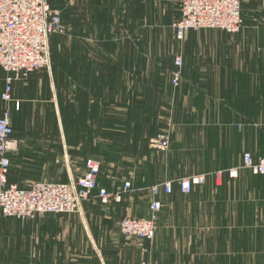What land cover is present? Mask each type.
<instances>
[{"label": "rangeland", "instance_id": "374dc122", "mask_svg": "<svg viewBox=\"0 0 264 264\" xmlns=\"http://www.w3.org/2000/svg\"><path fill=\"white\" fill-rule=\"evenodd\" d=\"M48 1L51 8L59 12L65 31L49 38L50 65L26 78H18L20 84L17 87L15 84L14 89L12 86L11 101L3 100L4 110H10L13 136L17 141L13 153L19 152L18 137L22 135L21 126L25 121L20 109L23 104H52L57 100L63 108L60 118H67L69 123L64 125V131L59 132L57 124L52 122L53 118H59L54 109L33 114L39 132L31 138L32 146L42 147L43 154L40 156L39 151L31 150L29 158L11 159L9 178L19 187L35 181H75L84 174L86 160L94 157L101 163L98 184L106 187L110 197L107 202L97 198L91 201L92 205L84 203L81 211L76 213L36 214L23 219L6 217L0 211V264H101L98 253L106 260L109 258L112 264H138L142 260L154 264H264V202L257 205L259 226L256 230L261 235L257 244L254 237L249 236L246 242L241 235L232 234V230L240 226L239 206L230 205L228 213L232 218L236 216L235 223L231 219L230 227L217 231L222 235L224 230H230L232 237L214 240L217 253H199L195 261H190L186 254L172 253L170 247L165 248L169 246L167 243H158L155 237L149 240L122 236L118 228L115 240L104 238L100 245L96 241L98 237L93 236L95 243L87 237L84 224L92 228L99 223L100 216L103 217L101 221L110 226H117L124 215L148 216L153 203L151 195L155 198L153 201H160L156 197L166 193L163 190L153 195L155 185L169 181L179 185V180L184 177L211 174L217 169L229 172L242 153L249 151L251 140L256 141L255 152L263 154L264 135H258L257 131H263L264 124H258L256 128L251 123L264 122V94L218 95L225 100L222 103L226 106L222 109L226 117H233L231 120L236 121L235 124L196 125L191 122L193 104L185 101L186 96L178 91L182 79L177 87L173 83L174 69L172 74L166 68L157 69L159 75L154 72V77L138 67L128 73V55L134 61H142L144 55L155 54L151 49L156 48L160 57L168 56L167 62H174L177 56H181L176 55L175 44L184 40L187 34L179 39L173 31V23L180 17L181 0H129L128 3L121 0L128 5L126 12L121 9L118 20L116 15L113 19L108 15L110 21H115L113 28L116 30L102 29L105 28V25L101 28L102 24L97 27L101 15L91 11L95 9V0ZM241 7L247 11L250 20H255L256 12L262 8L257 6V0H242ZM256 35H252L253 40L257 39ZM155 39L158 43L154 46ZM111 53H116L119 58L118 68L117 62L109 61ZM257 53L264 55V48ZM100 68L103 73L97 74L98 86L105 91L103 124L85 126L82 120L89 118L86 109L91 98L89 91L94 89L97 79L93 73L88 77L86 71L96 72ZM52 72L55 76L54 94L49 83ZM220 103L216 102L218 111ZM81 106L83 110L80 111ZM160 135L169 138L166 145L160 141L156 143ZM243 136L247 138L244 144L240 140ZM34 139H37L35 143ZM23 165H36L34 168L43 165L46 167L40 169L47 171L19 173ZM219 173L222 171L216 176ZM246 174L244 172L241 177L237 174L239 176L235 178L244 181ZM212 175L208 181H214ZM127 182L131 186L125 188ZM161 202L159 210L172 204L163 199ZM249 209L255 211L256 206ZM159 210L157 232L163 223L159 220L162 212ZM195 245L202 249L209 244L200 239Z\"/></svg>", "mask_w": 264, "mask_h": 264}, {"label": "crops", "instance_id": "0c3cea01", "mask_svg": "<svg viewBox=\"0 0 264 264\" xmlns=\"http://www.w3.org/2000/svg\"><path fill=\"white\" fill-rule=\"evenodd\" d=\"M122 1L127 3L129 2V0ZM122 1L95 0V5H93L95 9H91V11H95V13L101 15V20L97 21V25L100 24L97 26L98 28H100L102 24L101 28L103 27V25H105V28L102 29L116 30L115 28H113L115 21H110L108 15H111L112 19L113 15H116V18L118 20V15L121 14V9L125 13L126 8H128L127 3H123ZM257 6H261L262 8L256 12L255 20H250L249 17L246 16L247 11L243 10L242 7L244 26L242 30L236 34H230L218 29L190 30L184 40H175V42L177 41L174 48L175 53L176 55L179 54L183 57V84H181L178 91H181L180 93L186 96L184 97L185 101H190V103L193 104V118L191 119V122H194L196 125L216 126L235 124L236 121L231 120V118L233 119V117H226L224 113L225 111H223L222 109V107L226 106L222 103L225 100L222 97H218V95L222 96L226 94L241 93L264 94V55H259L257 53L258 51H261V48H264V0H257ZM253 31H256L257 33V39L254 40L252 38V35L256 33H253ZM168 41H170V39ZM253 41H256V44H254ZM157 43L158 41L157 39H155V43H153L152 45L155 46L157 45ZM151 50H153L155 54L152 55L149 53L150 55L148 56V54L144 55L145 53H143L144 58L142 61H134L132 56L128 55V73L138 67L142 68L143 72L146 75H151L152 77L155 76V74H153L154 72H158V70H164L165 68L166 70H170L172 74V69H176L175 61L173 62L171 60L170 62H167L166 59L168 56L160 57V54H157L156 48ZM168 51L170 52L169 49ZM111 56L112 58L109 61L112 62L114 60V62H117L116 67L118 68L119 58L117 57L116 53H111ZM34 72H31L28 76H30ZM86 72L88 74V77L92 76L93 73L94 77H96L97 79L95 80L94 89H91L90 87L91 90L89 91L91 98L89 107L86 108L89 111V118H85L86 120H81L82 124H84L85 126L97 127L99 124H103V98L105 94L104 88L98 86L99 81L97 74H100L101 72L103 73V71L102 68H100V70L96 72H92V70L88 71V69ZM73 73H75V71ZM111 73L114 74V71H112ZM7 76L8 73L0 67V116H2L4 112L3 104L5 102L2 99V93L4 92L7 85ZM49 78V83L54 94L55 76L53 72L50 74ZM259 79L261 80L258 82ZM17 80L18 79L13 81V89L15 87V84L16 87L18 86V84H20L17 83L20 80ZM153 90H156V87H154ZM153 90L151 88V92ZM217 101H221V108L219 109V111L216 109ZM51 103L52 104L38 102H34V104L25 103L20 107L22 114L25 115V121L24 124L22 122L21 126L22 135L18 137L20 141L19 152H17L16 154L13 152L10 153V158L12 160H15V157L19 160H24L25 158L31 157V150L39 151L40 154L38 155L40 156H42L43 154L41 153V151H43L42 147L32 146L33 140L31 138H34L35 134L39 132V129L36 128V120L32 118L33 114H42V111L45 109H54L57 117L59 114V118H53L52 122L54 125L55 123L57 124L56 126L59 128V132L64 131V125H68L69 122L67 118H60V111L63 108L57 100ZM74 109L75 107H73V111ZM81 110H83L82 106L80 107V111ZM28 116H30V118ZM43 121L45 120L43 119ZM251 124L252 126L255 125L254 127H256L258 124H264V122H254ZM240 128L242 129L243 125L240 126ZM251 133L253 134L254 132ZM14 134L15 132L13 133V135ZM257 134L264 135V130L257 131ZM61 137H63L64 142L66 143L67 140L65 139L64 135H61ZM246 139V136H243L240 140H242L244 144L245 141L247 142ZM36 140L34 139V143L36 142ZM249 146V151H251L255 158L264 155V153L257 154L255 152L257 150L256 141L251 140ZM28 154H30V156H28ZM55 156L56 155H54V157ZM242 156L243 153L241 155V158L237 162L233 163L236 164V166L234 167H238L242 164ZM56 157H59V155H57ZM34 166L37 167L36 165H23L20 167L21 169H19V173H27L29 171H47L44 169H40L42 167L45 168L46 166L42 165L40 168H34ZM230 166L231 165H229L228 167ZM219 171H222V173H219L216 176V173ZM244 172L248 173L246 174L248 176L245 177L243 181L241 178L236 179L235 176L229 175V172L226 171V169H217L216 171L211 173L214 175H212L214 181H208L211 174L206 173V181L202 184L195 185L190 193H183L177 183H174L173 191L170 194L162 192V194L156 197V199H163L164 201L166 200L168 202H171L172 204L166 206L162 210H159V213L160 211H162L159 215V220L163 223H161L159 231H156L155 239L157 240V242L167 243L166 245L169 246H165V248L170 247L171 252L175 254H186L189 257L190 261H195V256L199 253L216 254L217 249H215V247L213 246L214 240L221 237L225 238V236H230V238L232 237L230 230H224L222 235H220L218 234L217 229L220 230L230 227L229 224L231 223V219H233V222L235 223L236 216L234 215V217L232 218L228 211L230 205H238V220L240 226L239 229L232 230V234L241 235L243 239L246 240V242L249 236L254 237V239H256L255 244H257L258 236L261 237V235H258V230H256L257 226H259V222L257 220V205H263L264 202V175H255L249 170L239 169L238 174L240 175V177ZM9 182L11 183L10 178ZM27 186L28 184L21 187ZM97 194L98 190L94 192V195L91 198L85 200L83 204L86 203V206L92 205L91 201L97 198L100 199ZM151 197L153 202L155 198L152 195ZM253 206H256L255 211L254 209H249V207ZM262 213L263 212L261 210L260 214L262 215ZM152 214L153 211L150 204V211L148 216H131L150 217ZM102 218L103 217L100 216L101 220H103ZM101 220L92 228H89L88 224H84L87 237H91L92 242H94L93 236L95 237V239L96 237H98L96 241L99 245L100 243H102L104 238H106V240L113 241L115 240V235L118 233L124 236L120 231L119 222L117 226H110L106 223H103L104 221L102 222ZM110 227L114 228L111 229ZM116 228L119 229L118 233ZM254 231L255 233H253ZM249 232H252V234H250ZM168 236L169 240L167 241ZM200 239H202L209 245L204 246L205 248L199 249L200 247H197L195 244ZM98 246L96 249L97 252H99ZM98 254L101 264H112L109 258H107L106 260L100 253Z\"/></svg>", "mask_w": 264, "mask_h": 264}, {"label": "built area", "instance_id": "2783aa9c", "mask_svg": "<svg viewBox=\"0 0 264 264\" xmlns=\"http://www.w3.org/2000/svg\"><path fill=\"white\" fill-rule=\"evenodd\" d=\"M241 6L242 0H181L180 17L173 23L175 35L183 39L188 31L201 29L238 33L244 26ZM64 31L59 12L51 8L48 0H0V67L8 73L3 100L11 101L14 80L26 78L31 72L50 65L49 38ZM175 64L173 83L177 87L182 79L181 56L175 58ZM13 133L11 113L5 109L0 116V211L6 217L24 219L36 214L76 213L96 190L104 202L108 201V190L98 184L101 163L95 158L86 160L84 174L75 181H35L27 187L10 183V153L17 147ZM159 141L166 145L169 138L160 135L156 143ZM240 168L264 175V155L255 158L251 152H244L242 164L231 168L230 175L237 176ZM206 177V174H200L180 179L181 191L190 193L195 185L204 183ZM130 186L131 183L127 182L125 188ZM163 190L171 193L172 182L152 187L153 195ZM120 196L119 193V200ZM160 207V201L155 200L151 204L153 214L150 217H122L119 222L121 233L127 237L152 240L156 235ZM139 264L154 263L142 260Z\"/></svg>", "mask_w": 264, "mask_h": 264}]
</instances>
